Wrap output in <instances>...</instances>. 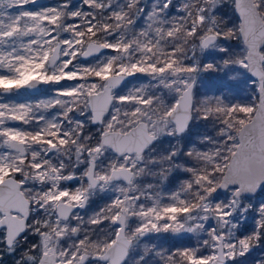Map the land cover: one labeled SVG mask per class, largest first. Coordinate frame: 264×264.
I'll list each match as a JSON object with an SVG mask.
<instances>
[{"label": "snow or ice", "instance_id": "obj_1", "mask_svg": "<svg viewBox=\"0 0 264 264\" xmlns=\"http://www.w3.org/2000/svg\"><path fill=\"white\" fill-rule=\"evenodd\" d=\"M37 4L0 0V262L264 264V0ZM194 120L214 135L185 144Z\"/></svg>", "mask_w": 264, "mask_h": 264}, {"label": "rangeland", "instance_id": "obj_2", "mask_svg": "<svg viewBox=\"0 0 264 264\" xmlns=\"http://www.w3.org/2000/svg\"><path fill=\"white\" fill-rule=\"evenodd\" d=\"M48 4H52L51 2H43L40 4H37L36 7H40V6H44V5H48ZM31 7V6H29ZM225 46H231L233 49L235 50H239V46L236 42L232 41V42H225ZM215 55L216 59H219V56L221 54H213ZM203 62H210L212 60V55H208L206 54L205 57L201 58ZM242 75H241V85L234 89L233 92L231 94H228L227 92L225 93L226 95H228V98L232 100V102H241V103H247L250 102L252 100V96L254 94V89L252 87V85L248 82L250 80L249 76L243 72V70H240ZM216 74L215 73H202L197 80V84L195 86V93L199 96L202 95L204 93H208L211 94L212 91L217 90L218 88V84L216 81ZM147 80V77H142V76H138V77H132L130 78L126 84L123 86V88L126 87H131L133 84L137 83V82H145ZM52 87V86H51ZM50 87V88H51ZM50 88L49 90L46 92V95L50 94ZM216 94H219V92H217ZM13 99H15V97H13ZM19 102H24L30 99H22L20 97H18L17 99ZM196 121V120H194ZM191 131L189 130V134L192 136V139L188 138V133L185 134V138H184V143L186 142H194L196 140V138L200 135L203 134H208V135H214V129L211 126L210 122H205V121H196V124H194V122H192V125L190 126ZM167 145H169L170 143H174V138L171 137H165L163 138ZM252 201L254 204L256 203H264V189L258 190L257 194L252 198ZM252 223V218L249 217L248 219V224L250 225Z\"/></svg>", "mask_w": 264, "mask_h": 264}, {"label": "trees", "instance_id": "obj_3", "mask_svg": "<svg viewBox=\"0 0 264 264\" xmlns=\"http://www.w3.org/2000/svg\"><path fill=\"white\" fill-rule=\"evenodd\" d=\"M48 1L51 2L52 4H54V3L57 2V0H47L46 2H48ZM72 3L74 5H79L80 4V0H72ZM152 3H153V0H144V6H145V8L148 9L149 7H151L152 6ZM171 14L172 15H176L177 14L176 11H175V9H172L171 10ZM140 22L142 23V20ZM196 121H193L194 124H196ZM190 131H191V129H190ZM191 137L192 136L189 134L188 135V138L189 139H192ZM162 141L165 142L163 139H162ZM185 144H186V142H185ZM160 146H161V148H164V147L167 146V143L166 142L165 143H160ZM184 178H185V176L183 174L173 173L172 177H170V182H169V184L167 186L168 189L174 188L179 183V180H182ZM99 199L100 198H98V200ZM98 207H100V206H98ZM152 242L162 244L165 247L179 246L181 243H184V244L187 243L186 240L185 241H181L179 239H173V238H171L170 234H161V236L158 239H155ZM3 262H5V264H13V258H10V257H7L6 256L5 257V260Z\"/></svg>", "mask_w": 264, "mask_h": 264}, {"label": "flooded vegetation", "instance_id": "obj_4", "mask_svg": "<svg viewBox=\"0 0 264 264\" xmlns=\"http://www.w3.org/2000/svg\"><path fill=\"white\" fill-rule=\"evenodd\" d=\"M46 2V1H45ZM40 4V3H39ZM132 78V77H130ZM128 78V80L130 79ZM124 86V85H123ZM122 86V88H123ZM51 86H48V85H44L42 86L40 89H38L36 92H28V91H25V90H21V94L19 96H16L15 99L17 100L18 97L22 98V99H30V100H35L43 95H46V92L49 90ZM195 92V91H194ZM164 140V139H163ZM165 141V140H164ZM166 142V141H165ZM163 141H161L160 143H165ZM68 186H74V183L73 182H69ZM98 198H100L98 200ZM105 197L103 195H100L96 198H94L92 204L90 205V209H96L98 208V206H102V204H104L105 202ZM98 205V206H97ZM32 237H29V241L32 242ZM0 264H5V262H0Z\"/></svg>", "mask_w": 264, "mask_h": 264}, {"label": "water", "instance_id": "obj_5", "mask_svg": "<svg viewBox=\"0 0 264 264\" xmlns=\"http://www.w3.org/2000/svg\"><path fill=\"white\" fill-rule=\"evenodd\" d=\"M45 1H47V0H38V4H39V3H43V2H45ZM247 75H248V74H247ZM249 78H250V77H249ZM42 86H44V85H42ZM42 86H40V88H41ZM40 88H39V89H40Z\"/></svg>", "mask_w": 264, "mask_h": 264}]
</instances>
